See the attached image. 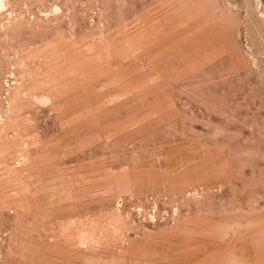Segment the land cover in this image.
I'll list each match as a JSON object with an SVG mask.
<instances>
[{
  "label": "rangeland",
  "instance_id": "obj_1",
  "mask_svg": "<svg viewBox=\"0 0 264 264\" xmlns=\"http://www.w3.org/2000/svg\"><path fill=\"white\" fill-rule=\"evenodd\" d=\"M0 264H264V0H0Z\"/></svg>",
  "mask_w": 264,
  "mask_h": 264
}]
</instances>
